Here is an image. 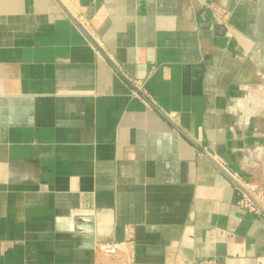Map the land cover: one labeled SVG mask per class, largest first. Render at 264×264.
Listing matches in <instances>:
<instances>
[{
	"label": "crops",
	"instance_id": "crops-1",
	"mask_svg": "<svg viewBox=\"0 0 264 264\" xmlns=\"http://www.w3.org/2000/svg\"><path fill=\"white\" fill-rule=\"evenodd\" d=\"M227 171L264 192V0H0V264H264Z\"/></svg>",
	"mask_w": 264,
	"mask_h": 264
},
{
	"label": "built area",
	"instance_id": "built-area-1",
	"mask_svg": "<svg viewBox=\"0 0 264 264\" xmlns=\"http://www.w3.org/2000/svg\"><path fill=\"white\" fill-rule=\"evenodd\" d=\"M131 95L136 98H143L139 88L132 90ZM229 175L244 190V196L240 204L253 212L264 210V192L255 186L243 184L238 176L230 171ZM136 236L133 229H128L126 238L122 242H104L96 243L93 251L95 254L100 253L104 258V263L100 264H139L136 260ZM203 264H216L214 261H205Z\"/></svg>",
	"mask_w": 264,
	"mask_h": 264
},
{
	"label": "water",
	"instance_id": "water-1",
	"mask_svg": "<svg viewBox=\"0 0 264 264\" xmlns=\"http://www.w3.org/2000/svg\"><path fill=\"white\" fill-rule=\"evenodd\" d=\"M90 234H87V236H81L82 238H84L85 240H88L90 244H88L89 248H94L95 245V238L94 236L91 234L93 231L92 229L87 230Z\"/></svg>",
	"mask_w": 264,
	"mask_h": 264
}]
</instances>
